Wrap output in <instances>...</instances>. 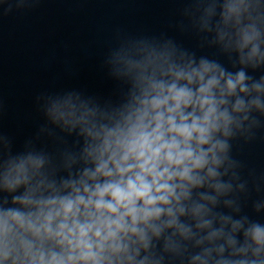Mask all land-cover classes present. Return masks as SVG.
I'll return each mask as SVG.
<instances>
[{
    "label": "water",
    "instance_id": "95a60500",
    "mask_svg": "<svg viewBox=\"0 0 264 264\" xmlns=\"http://www.w3.org/2000/svg\"><path fill=\"white\" fill-rule=\"evenodd\" d=\"M226 2L28 0L22 6L19 0H0V210L27 211L13 199L24 196L28 186L8 191L3 177L9 162L29 155L44 160L39 177L54 185L56 194H70L64 184L78 183L86 169L95 167L86 155L94 143L86 128L120 123L139 95L141 74L170 81L161 75V65L196 68L204 60L226 75L243 71L250 89L264 83V59L242 63L241 53L229 43L235 29L223 23ZM248 2L264 54V0ZM249 22L245 14L243 23ZM237 99L246 104L259 99L262 107L238 114L241 125L229 137L218 135L228 148L216 180L192 188L182 201L184 214L177 215L187 235L175 228H164L159 236L149 233L148 248H141L138 257L147 258L146 264H233L253 258L251 252L234 257L227 237L239 248L246 243L247 228L264 226V92L237 90L228 99L229 111ZM69 112L74 118H67ZM85 112L92 114L87 125L77 122ZM215 183L225 190L217 192L210 186ZM53 194L51 189L39 193ZM196 205L205 210L199 217L192 215ZM204 221L210 226L198 227ZM235 223L242 227L233 232ZM212 232L222 235L209 240Z\"/></svg>",
    "mask_w": 264,
    "mask_h": 264
},
{
    "label": "clouds",
    "instance_id": "9594fccd",
    "mask_svg": "<svg viewBox=\"0 0 264 264\" xmlns=\"http://www.w3.org/2000/svg\"><path fill=\"white\" fill-rule=\"evenodd\" d=\"M19 3L23 6L28 0ZM251 8L248 0H227L222 11L224 25L235 29L229 43L241 53L242 63L264 59ZM245 49H249L246 55ZM159 70L170 81L141 74L139 95L115 127L86 128L94 141L86 155L95 167L86 169L78 183L64 184L71 188L70 194H56L54 185L39 177L42 158L29 155L9 162L3 186L8 191L28 186L24 196L13 199L27 211L0 210V264H146L147 258L138 257L141 248H148L149 233L159 236L164 228H175L187 235L177 215L184 214L182 201L189 199L192 188L216 180L228 148L218 135L229 137L233 127L241 125L238 114L262 107L259 99L247 104L237 99L229 111L228 99L237 90L264 92V83H254L250 89L243 71L226 75L204 60L196 68L161 65ZM90 115L85 112L77 122L87 125ZM60 116L65 118V113ZM67 118H74V113H67ZM210 186L217 192L225 190L219 183ZM48 189L54 194L39 195ZM191 211L199 217L205 210L196 205ZM161 217L168 219L162 222ZM209 226L208 221L198 225ZM241 227L235 223L232 231ZM220 235L212 232L208 239ZM244 237L242 247L237 248L231 236L227 244L234 257L251 252L253 258L233 264H264V226L253 223ZM218 251L223 253L224 248Z\"/></svg>",
    "mask_w": 264,
    "mask_h": 264
}]
</instances>
